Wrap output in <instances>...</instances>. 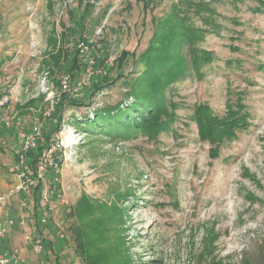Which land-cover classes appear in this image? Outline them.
<instances>
[{"label":"rangeland","instance_id":"obj_1","mask_svg":"<svg viewBox=\"0 0 264 264\" xmlns=\"http://www.w3.org/2000/svg\"><path fill=\"white\" fill-rule=\"evenodd\" d=\"M88 3L83 31L69 11L87 2L0 0V96L10 99L0 123V223L14 222L0 252L28 245L21 263L85 264L71 229L75 213L93 248L118 251L122 264H264V0ZM63 25L79 28L76 40L63 39ZM53 28L65 51L75 54L81 33L113 63L97 90L86 72L76 75L70 95L82 93L89 105L62 106L44 161L52 165L55 153L61 162L57 178L43 175V237L52 246L37 253L27 240L40 235L33 182L27 186L16 155L32 126L46 129L52 118L43 82L57 92L68 71L52 76L43 65L54 53ZM148 53L160 57L155 64L177 65L150 85L162 88L164 103L147 119L163 126L109 130L99 114L118 106L116 116L134 103L125 82L143 75ZM3 123L13 134L1 132Z\"/></svg>","mask_w":264,"mask_h":264},{"label":"trees","instance_id":"obj_2","mask_svg":"<svg viewBox=\"0 0 264 264\" xmlns=\"http://www.w3.org/2000/svg\"><path fill=\"white\" fill-rule=\"evenodd\" d=\"M89 1L90 0H80L81 6L83 2H87V5L82 10L76 11L78 12L77 14H75V11L73 10L69 11L70 18L72 19L74 24L76 26H79L80 29H83V31L85 30V22L89 19V15L91 14V9L93 7L90 3H88ZM53 6L54 3L50 4V9H53ZM79 28L64 27V30L62 32L63 39L69 36L68 38L71 37L73 38V40H76L75 36L79 32L77 31ZM81 41H87V39L82 37L80 33V37L77 39V41H75V47ZM58 43L59 41L57 40V32L53 28L49 37V45L53 49L54 53H51L47 56L45 60H43V65L48 68V70L50 71L49 74H51L52 76L57 73H61L64 70H68L67 72H64L63 75L69 77L70 86L71 89H73L74 85H76L75 83H77V80H75L76 75L81 70H83V72L85 73L87 65L85 61L83 63V58H80V52L77 50V48L75 49V54H73L72 52L69 53L67 49V51L62 49L61 45L58 46ZM99 53L104 59L100 62V65L104 66V61L109 59L110 57L106 53V51H104V47ZM159 58H157L156 56L151 57L149 53L143 56V64H145L146 67V69L143 71V75H141L138 79L132 80V82H125V84L130 88L129 92L126 95L128 96V98L133 97L135 99L134 103L125 111H119L116 116H114L113 114L111 116L110 112H112L113 110H117L118 106L117 108H106V113L99 114V122H101L103 126H108L109 130H113L115 129V127H117L118 124L122 123L124 124L123 126L125 130L131 128L132 130H139L140 132L146 133H150L152 132V130L163 126V124H159L158 126V124L152 123L150 122V120L148 121L147 119V116L150 114L156 117L159 114L160 110L163 109L162 104L164 103L162 88L155 87V89H153L152 87H150V85H152L160 77L170 78V76H172L173 74L172 69H176L177 65H174L172 63V60L170 59L167 61L158 60V62L155 64V59ZM104 77L105 76H93L91 80H89V82L92 83L91 88H95V90H97L99 88L105 87V85L101 87V84L104 81ZM81 95L82 93L80 94V96H71L70 94H63L61 100L56 105L54 112L50 115L52 118L48 120L49 125L47 124L46 129L43 128L40 130L41 137L37 140L36 146L33 149L27 151L25 154H23V151H20L16 155L17 162L20 164V170L25 173V177H27V180H29L28 183L33 182L32 186L29 185L30 183L28 184V186H31L32 188L33 217L36 222L35 224L37 226V231L40 234L39 237L42 239L44 250L48 245L51 248L52 244H47L45 237H43V230H45L46 227H49V224H46V219L44 218V211L42 207V202L44 200L43 175H45L46 177L51 175L52 180H54L55 177H58V174L56 172L57 167L61 166V162L56 161L55 159V153L51 154L52 160H54V163L52 165L44 163V161L45 158L49 155V152L53 149L54 136L59 134V132L61 131V113L63 104L67 103L69 106H73L76 104L78 106H86L90 104L88 99H82ZM44 98L45 97L43 96L40 97V99L42 100ZM32 104L33 103H30L27 106L25 105L26 107L23 108L27 111L28 107H30V105ZM2 113L3 111L1 112V116ZM1 121H3L2 117L0 123ZM77 124L80 125L82 123L78 121ZM2 125H4V123ZM1 129V132H7L10 135L13 134V130H8L7 127L5 128V125L1 127ZM86 130L90 131V129ZM21 155H23V158L20 157ZM42 165L45 166L43 172L40 171V167ZM51 183L52 186H54L53 181ZM20 196L24 200L25 198H27L25 193L22 191L20 192ZM70 214V217H76V220H78L76 225L71 226V229L72 234L74 235L76 248L78 249V253L85 264H122V262L125 261L124 258L122 259V257L119 256L118 251L114 250V252L111 253V248H109L108 250L94 249L93 241H89L87 239L88 234L86 229L89 226L84 223L82 217H80L79 215H76L75 213Z\"/></svg>","mask_w":264,"mask_h":264},{"label":"built area","instance_id":"obj_3","mask_svg":"<svg viewBox=\"0 0 264 264\" xmlns=\"http://www.w3.org/2000/svg\"><path fill=\"white\" fill-rule=\"evenodd\" d=\"M77 50L80 52V56L84 59L87 68L86 74L91 78L93 76H105L107 74V70L110 66H112L111 59H107L104 61V66L100 65V62L103 57L100 55V51H102V45H99L94 40L81 41L76 45ZM47 76V74H46ZM47 78V77H46ZM46 81L43 82V91L47 95V105L49 114L45 116H50L55 110L56 105L61 100L63 94H71V86L70 79L68 76L63 75L59 84V91L52 92L49 91L48 87H45ZM9 96H0V120H1V112L4 111L9 104ZM41 128L37 125L32 126L29 136L26 137L22 150L23 154H25L30 149H33L36 146V142L41 137ZM23 158V155L20 156ZM45 166L42 165L40 167V171H44ZM23 173V178L25 182L28 183L27 177H25V173ZM29 184V183H28ZM27 184V186H28ZM30 185V184H29ZM19 193L25 191V187L23 185L18 189ZM46 221V220H45ZM14 222L11 220H7L6 223H0V238H5L9 232L10 226H13ZM27 240L32 242L37 253H41L43 250V242L40 237L32 238L30 236L27 237ZM0 264H20V256L16 253H4L0 254Z\"/></svg>","mask_w":264,"mask_h":264},{"label":"crops","instance_id":"obj_4","mask_svg":"<svg viewBox=\"0 0 264 264\" xmlns=\"http://www.w3.org/2000/svg\"><path fill=\"white\" fill-rule=\"evenodd\" d=\"M0 243H1L0 246H2V244H3L2 241H0ZM10 248L9 247H4V249H5L4 252L3 253L0 252V254L11 253V252L16 253L14 251H17L16 254L21 256L22 254H25V252L31 251V247H29L28 245L24 249H10ZM23 262L24 263H21V261H20V264H28L29 260H27V261L23 260Z\"/></svg>","mask_w":264,"mask_h":264}]
</instances>
